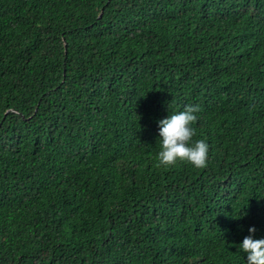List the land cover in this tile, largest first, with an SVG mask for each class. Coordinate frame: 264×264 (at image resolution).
Returning a JSON list of instances; mask_svg holds the SVG:
<instances>
[{"label": "trees", "instance_id": "16d2710c", "mask_svg": "<svg viewBox=\"0 0 264 264\" xmlns=\"http://www.w3.org/2000/svg\"><path fill=\"white\" fill-rule=\"evenodd\" d=\"M186 104L206 165L162 166ZM249 226L264 0H0V264H245Z\"/></svg>", "mask_w": 264, "mask_h": 264}, {"label": "clouds", "instance_id": "9594fccd", "mask_svg": "<svg viewBox=\"0 0 264 264\" xmlns=\"http://www.w3.org/2000/svg\"><path fill=\"white\" fill-rule=\"evenodd\" d=\"M199 111L194 104H186L182 110L167 114L156 121L159 151V164L171 166L185 162L193 168H203L207 162L208 145L204 139L192 140L194 129L191 127ZM244 213H241L242 216ZM248 235L237 244L244 253L245 264H264V237L253 238L254 228L249 226Z\"/></svg>", "mask_w": 264, "mask_h": 264}]
</instances>
